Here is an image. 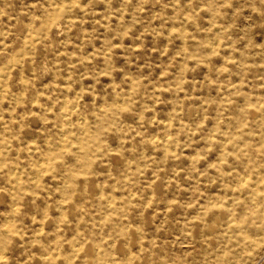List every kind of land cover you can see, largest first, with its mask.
<instances>
[{"label":"rangeland","instance_id":"1","mask_svg":"<svg viewBox=\"0 0 264 264\" xmlns=\"http://www.w3.org/2000/svg\"><path fill=\"white\" fill-rule=\"evenodd\" d=\"M262 254L264 0H0V264Z\"/></svg>","mask_w":264,"mask_h":264},{"label":"bare ground","instance_id":"2","mask_svg":"<svg viewBox=\"0 0 264 264\" xmlns=\"http://www.w3.org/2000/svg\"><path fill=\"white\" fill-rule=\"evenodd\" d=\"M248 23H249V22H248ZM57 27H58V26H57ZM206 35H207V34H206ZM210 37H211V36H210ZM215 39H216V38H215ZM209 41H210V40H209ZM211 41H213V40H211ZM214 41H215V40H214ZM214 41H213V42H214ZM213 42H212V43H213ZM208 43H209V42H208ZM211 45H216V44L213 43V44H211ZM210 48H211V47H210ZM182 70H183V69H182ZM1 91H2V89H1ZM22 91H23V90H22ZM255 94H256V93H255ZM72 106H73V105H72ZM73 108H74V107H73ZM69 110H70V109H69ZM164 119H165V118H164ZM78 120H80V119H77V121H78ZM167 123H168V122H167ZM81 124H82V123H81ZM60 125H61V124H60ZM69 125H70V124H69ZM69 125H68V126H69ZM82 125H83V124H82ZM82 128H83V126H82ZM83 129H84V128H83ZM225 130H226V129H225ZM81 131H82V130H81ZM83 131H84V130H83ZM60 134H61V133H60ZM72 134H74V133H72ZM75 134H76V133H75ZM164 134H165V133H164ZM167 135H168V134H167ZM209 135H210V134H209ZM62 136H63V135H62ZM64 137H65V136H64ZM79 137H80V136H79ZM151 137H153V136H151ZM163 137H164V135H163ZM160 138H162V137H160ZM205 138H206V137H205ZM163 139H164V138H163ZM78 140H80V138H79ZM78 140H77V142H78ZM224 140H225V139H224ZM70 142H71V141H70ZM162 142H164V141H162ZM224 143H225V142H224ZM62 144H64V143L62 142ZM78 144H79V143H78ZM78 144H77V145H78ZM163 145H164V144H163ZM180 147H182V146H180ZM75 148H76V147H75ZM172 148H173V147H172ZM221 149H222V147H221ZM170 150L173 151L172 149H170ZM222 150H223V149H222ZM235 150H236V149H235ZM219 156H220V155H219ZM30 158H31V157H30ZM45 161H46V160H45ZM45 163H46V162H45ZM36 164H37V163H36ZM44 166H45V165H44ZM44 168H45V167H44ZM44 168L42 167V172H43V169H44ZM108 168H109V167H108ZM40 170H41V169H40ZM34 171H35V170H34ZM238 174H239V173H238ZM35 175H36V174H35ZM15 178H16V176H15ZM259 178H260V177H259ZM33 179H34V177H33ZM238 179H239V177H238ZM244 179H245V178H244ZM36 180H37V179H36ZM258 180H259V179H258ZM239 181H240V179H239ZM204 182H205V181H204ZM241 182H242V180H241ZM60 185H61V183H60ZM237 185H238V184H237ZM131 193H132V192H131ZM131 195H132V194H131ZM228 195H229V194H228ZM251 196H252V195H251ZM57 203H58V202H57ZM10 204H11V203H10ZM10 204H9V205H10ZM55 206H56V205H55ZM11 207H12V206H11ZM226 224H227V223H226ZM226 224H225V225H226ZM261 230H262V229H261ZM262 233H263V232H262ZM256 236H257V235H256ZM108 242H109V241H108ZM109 243H111V242H109ZM75 246H76V245H75ZM75 246H74V247H75ZM139 246H140V245H139ZM128 248H129V247H128ZM96 249H97V248H96ZM96 249H95V251H96ZM241 249H242V247H241ZM75 250H76V249H75ZM127 252H128V251H127ZM129 252H130V251H129ZM126 254H128V253H126ZM129 254H130V253H129ZM240 254H241V253H240ZM262 255H264V254H262ZM262 255H261V256H262ZM125 257H126V256H125ZM126 260H128V259H126ZM233 260H234V259H233ZM258 260H259V259H258ZM103 264H104V263H103Z\"/></svg>","mask_w":264,"mask_h":264}]
</instances>
